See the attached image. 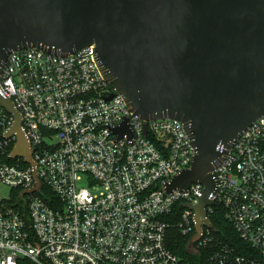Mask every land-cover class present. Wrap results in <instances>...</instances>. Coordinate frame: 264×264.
<instances>
[{
    "label": "built area",
    "instance_id": "2783aa9c",
    "mask_svg": "<svg viewBox=\"0 0 264 264\" xmlns=\"http://www.w3.org/2000/svg\"><path fill=\"white\" fill-rule=\"evenodd\" d=\"M0 94L21 116L31 164L11 158L13 116L0 106V264H179L172 229L195 233L203 185L167 193L194 153L183 124L143 120L105 80L95 46L67 54L11 51ZM111 96V97H110ZM132 134L112 131L124 120ZM215 206L239 243L202 226L204 264H264V115L242 130L213 170ZM41 181L37 191L27 193ZM211 220V219H210Z\"/></svg>",
    "mask_w": 264,
    "mask_h": 264
},
{
    "label": "water",
    "instance_id": "95a60500",
    "mask_svg": "<svg viewBox=\"0 0 264 264\" xmlns=\"http://www.w3.org/2000/svg\"><path fill=\"white\" fill-rule=\"evenodd\" d=\"M90 45L103 77L143 120L183 124L193 155L165 190L203 185L193 210L196 252L202 226L213 228L207 207L213 170L238 134L264 115V0H0V72L11 51L42 48L67 54ZM111 97V96H110ZM6 136H16L11 158L35 168L13 102ZM112 131L132 137L125 119ZM26 192L37 191L41 181Z\"/></svg>",
    "mask_w": 264,
    "mask_h": 264
},
{
    "label": "trees",
    "instance_id": "16d2710c",
    "mask_svg": "<svg viewBox=\"0 0 264 264\" xmlns=\"http://www.w3.org/2000/svg\"><path fill=\"white\" fill-rule=\"evenodd\" d=\"M211 222L215 228L216 238L220 240L239 243L236 232L231 224L225 219L221 209L215 206L214 211L210 214ZM189 235H181L177 229H172L169 240V247L179 257V264H204L206 255L202 249L197 248L196 252L186 249ZM25 264H33L25 261Z\"/></svg>",
    "mask_w": 264,
    "mask_h": 264
},
{
    "label": "rangeland",
    "instance_id": "374dc122",
    "mask_svg": "<svg viewBox=\"0 0 264 264\" xmlns=\"http://www.w3.org/2000/svg\"><path fill=\"white\" fill-rule=\"evenodd\" d=\"M9 192V189L6 186L0 185V195L6 196Z\"/></svg>",
    "mask_w": 264,
    "mask_h": 264
}]
</instances>
